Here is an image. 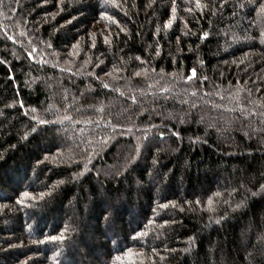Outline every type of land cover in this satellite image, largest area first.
<instances>
[{"label": "trees", "instance_id": "trees-1", "mask_svg": "<svg viewBox=\"0 0 264 264\" xmlns=\"http://www.w3.org/2000/svg\"><path fill=\"white\" fill-rule=\"evenodd\" d=\"M262 8L0 0V264H264Z\"/></svg>", "mask_w": 264, "mask_h": 264}, {"label": "snow or ice", "instance_id": "snow-or-ice-1", "mask_svg": "<svg viewBox=\"0 0 264 264\" xmlns=\"http://www.w3.org/2000/svg\"><path fill=\"white\" fill-rule=\"evenodd\" d=\"M261 12L264 13V8L261 9ZM170 24H171V22H169V25H168V26H170ZM195 75H196V72H195V70H193V71H192V77H190V79H191V78H194ZM105 87H107V85H105ZM26 195H27V194H26ZM210 203H211V202H210ZM142 235H143V234H142ZM54 239H55V238H54ZM118 259H119V258H118Z\"/></svg>", "mask_w": 264, "mask_h": 264}, {"label": "rangeland", "instance_id": "rangeland-1", "mask_svg": "<svg viewBox=\"0 0 264 264\" xmlns=\"http://www.w3.org/2000/svg\"><path fill=\"white\" fill-rule=\"evenodd\" d=\"M149 182L151 181V180H148Z\"/></svg>", "mask_w": 264, "mask_h": 264}]
</instances>
